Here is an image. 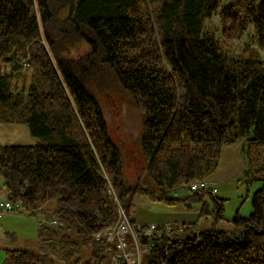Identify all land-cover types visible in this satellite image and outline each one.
<instances>
[{"label": "trees", "instance_id": "obj_1", "mask_svg": "<svg viewBox=\"0 0 264 264\" xmlns=\"http://www.w3.org/2000/svg\"><path fill=\"white\" fill-rule=\"evenodd\" d=\"M214 16L220 30L205 31ZM249 30L258 50L232 55L228 43ZM23 65L30 81L16 91L14 74ZM116 89L148 116L142 146L155 189L125 185L121 153L109 137ZM0 122L26 125L40 140L0 146L8 201L24 211L55 201L48 213L61 223L39 226L38 253L6 250L3 264L110 261L106 241L95 239L117 221L110 187L127 212L140 194L189 210L188 200L202 202V216L212 213L210 197L222 219L224 200L191 185L214 174L223 148L251 131L252 145L264 148V0H0ZM178 187L190 192L187 199L168 197ZM252 206L249 217L234 218L231 233H197L198 222L183 224V234L158 232L151 259L264 264V188Z\"/></svg>", "mask_w": 264, "mask_h": 264}, {"label": "rangeland", "instance_id": "obj_2", "mask_svg": "<svg viewBox=\"0 0 264 264\" xmlns=\"http://www.w3.org/2000/svg\"><path fill=\"white\" fill-rule=\"evenodd\" d=\"M219 1L223 6H226L233 0ZM219 24V16L207 19L205 21V31L220 30ZM253 35V31L249 30L241 40L229 42L227 49L234 56L248 54L249 49L258 50V44ZM86 50L87 46L83 45L81 46V51L77 54ZM7 71H10V68ZM30 73L31 70L23 65L22 69L14 74V90L19 91L28 85ZM112 94L115 104H111V106L116 114V126L114 130L109 132V137L120 150L124 167L125 185L127 189H134L142 181V184L155 189L154 184L145 175L147 157L142 146L145 122L148 116L144 112L139 111L135 102L124 92L116 89V92ZM253 137L254 134L251 131L249 137L226 145L222 150L217 171L207 180H204L209 183L210 187L217 189L218 193L214 196L224 200V215L222 219H218L214 215V204L210 197L207 200L206 209L212 213L200 216L204 205L202 202L188 200L187 203L192 206V209L189 210L183 202H177L174 206H170L163 202H151L147 196L140 194L135 195L132 199L129 217L131 219L141 218L147 224H168L176 234L185 232L186 228H183L184 231H180L182 224L188 228V224L194 222H198L197 233L210 229L223 230L228 233L235 231L234 218L237 215L249 217L253 212L252 201L254 194L264 188V148L252 145L250 140ZM39 143V139L30 135L26 125L0 122V146H35ZM108 192L110 195L116 196L111 187ZM189 193L185 187H178L176 190L169 192L168 197L185 200L188 198ZM7 201L4 179L0 176V203ZM114 202L116 206L120 204L124 207L119 199L118 202L114 199ZM16 204L13 203L14 209L0 219V264L4 263L6 250H27L38 253L39 226L44 221L56 220L51 218L48 213L56 208L55 201H51L35 211L18 209L15 206ZM107 230L100 233L106 235ZM172 238H174V235ZM91 253V248L85 250V261H88ZM106 253L110 261H106L105 264H111V257L113 256L112 246L106 244L104 255ZM175 253L176 250L171 249L167 255L172 258Z\"/></svg>", "mask_w": 264, "mask_h": 264}, {"label": "built area", "instance_id": "obj_3", "mask_svg": "<svg viewBox=\"0 0 264 264\" xmlns=\"http://www.w3.org/2000/svg\"><path fill=\"white\" fill-rule=\"evenodd\" d=\"M193 192H211L217 194L216 188L210 187L206 181L196 182L191 185ZM118 202L116 196H113ZM16 208H21L20 204L15 205ZM118 207V220L109 230L106 235L99 233L95 236L97 241L104 239L108 246L113 248V256L111 257V264H165L162 259H151L152 253L160 244L156 242L158 232L169 233L171 228L168 224H144L132 220L129 217L125 207L120 204ZM14 209L13 203L7 201L0 203V219L10 213ZM57 220L44 221L41 226L56 227L60 226ZM168 252L166 253V255ZM153 258V257H152ZM157 262V263H155Z\"/></svg>", "mask_w": 264, "mask_h": 264}, {"label": "crops", "instance_id": "obj_4", "mask_svg": "<svg viewBox=\"0 0 264 264\" xmlns=\"http://www.w3.org/2000/svg\"><path fill=\"white\" fill-rule=\"evenodd\" d=\"M132 219H134L135 221H137V222H139V223H144L145 221L143 220V219H141V218H139V219H136V218H132ZM157 222H159V221H157ZM144 224H147V223H144ZM155 224H158V225H164L163 223H155ZM183 225V224H182Z\"/></svg>", "mask_w": 264, "mask_h": 264}]
</instances>
